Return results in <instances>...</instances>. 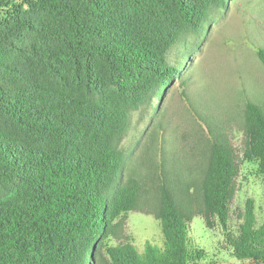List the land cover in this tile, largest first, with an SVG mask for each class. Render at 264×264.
Masks as SVG:
<instances>
[{"label": "trees", "instance_id": "obj_1", "mask_svg": "<svg viewBox=\"0 0 264 264\" xmlns=\"http://www.w3.org/2000/svg\"><path fill=\"white\" fill-rule=\"evenodd\" d=\"M225 1L0 0V10L27 7L0 35L16 54L0 74V186L21 179L0 199V264H93L118 236L116 220L142 196L139 181L117 187L130 113L175 78L169 51ZM258 56L264 64V49ZM246 137L243 160L264 176V110L252 102ZM239 171L235 150L216 138L194 192L160 186L164 247L108 246L111 264H200L206 252L190 246V223L201 215L228 230ZM242 220L227 235L235 256L264 264L251 203Z\"/></svg>", "mask_w": 264, "mask_h": 264}, {"label": "rangeland", "instance_id": "obj_2", "mask_svg": "<svg viewBox=\"0 0 264 264\" xmlns=\"http://www.w3.org/2000/svg\"><path fill=\"white\" fill-rule=\"evenodd\" d=\"M26 10L22 3L0 10V35ZM260 49H264V0H226L213 6L200 29L183 35L171 48L167 63L176 69L175 78L131 111L119 145L125 159L117 187L139 181V208L116 220L121 222L118 236L102 242L93 264H111L107 247L120 243H132L141 254L147 243L164 247L156 217L160 186L165 183L194 192L209 166L211 144L218 137L235 150L240 168L228 230L217 220L209 228L205 218L197 215L190 223V246L206 252L200 264L250 263L235 256L227 235L238 234L249 203L258 226L264 223V176L257 161L243 160L247 104L252 102L264 110ZM15 56L9 43L0 38V74ZM20 183L17 178L1 185L0 199Z\"/></svg>", "mask_w": 264, "mask_h": 264}]
</instances>
